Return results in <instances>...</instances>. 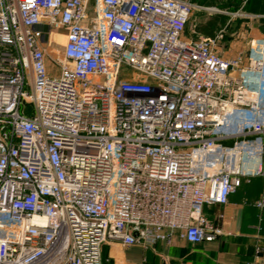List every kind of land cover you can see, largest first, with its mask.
<instances>
[{"label":"built area","instance_id":"2783aa9c","mask_svg":"<svg viewBox=\"0 0 264 264\" xmlns=\"http://www.w3.org/2000/svg\"><path fill=\"white\" fill-rule=\"evenodd\" d=\"M194 7L209 8L0 0V264H102L105 243L175 232L211 241L222 228L203 206L264 179V36L225 57L228 21L185 35Z\"/></svg>","mask_w":264,"mask_h":264},{"label":"crops","instance_id":"0c3cea01","mask_svg":"<svg viewBox=\"0 0 264 264\" xmlns=\"http://www.w3.org/2000/svg\"><path fill=\"white\" fill-rule=\"evenodd\" d=\"M247 8L242 16L243 25L247 27L230 31L231 47L247 48L250 39L264 36V0H249ZM199 20L194 21L192 33L185 30L186 36L198 34L195 26ZM229 26L228 19L226 30ZM222 54L231 57L226 51ZM263 189L264 179L252 177L229 195L225 205L203 206L207 220L222 228V233L214 240L192 243L175 232L170 242L157 241L148 247L108 242L102 245V264H248L255 261L257 247L261 251L256 262L264 264V208L253 204ZM222 212L224 217H220Z\"/></svg>","mask_w":264,"mask_h":264},{"label":"rangeland","instance_id":"374dc122","mask_svg":"<svg viewBox=\"0 0 264 264\" xmlns=\"http://www.w3.org/2000/svg\"><path fill=\"white\" fill-rule=\"evenodd\" d=\"M192 2V0H190ZM206 4L210 5H203L209 8H199L194 7L192 9V13L187 25V30H190L191 33L193 31L194 21L198 19H202L207 16L209 13L216 12L214 9L210 7H215L217 9L223 10L228 19L230 20L229 29L224 31L223 37L219 42V49L223 52L226 51L229 56H235L237 54H242L246 47H236V46H229V33L232 29H239L243 26V28L247 27V24H244L243 15L246 11H248L247 5L249 0H206ZM215 2V3H214ZM194 3V2H192ZM197 4V3H196ZM65 34L66 29L64 27H56L49 33L43 36V39L46 40L49 45L47 49V64L50 67L53 63L52 57L55 53H60L63 49L65 43ZM187 35V34H186ZM193 38H198V34L192 35ZM28 87H25L27 89ZM33 106L31 104L26 105V111L32 112Z\"/></svg>","mask_w":264,"mask_h":264},{"label":"trees","instance_id":"16d2710c","mask_svg":"<svg viewBox=\"0 0 264 264\" xmlns=\"http://www.w3.org/2000/svg\"><path fill=\"white\" fill-rule=\"evenodd\" d=\"M192 2L199 5H210L206 4V0H192ZM227 21L228 17L221 12L209 13L204 19H200L196 23L195 31L199 35L213 36Z\"/></svg>","mask_w":264,"mask_h":264}]
</instances>
